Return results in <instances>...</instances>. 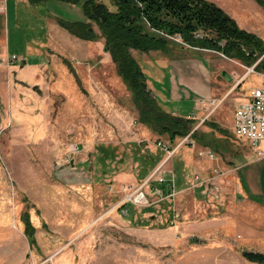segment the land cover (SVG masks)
<instances>
[{"label": "rangeland", "instance_id": "374dc122", "mask_svg": "<svg viewBox=\"0 0 264 264\" xmlns=\"http://www.w3.org/2000/svg\"><path fill=\"white\" fill-rule=\"evenodd\" d=\"M232 1L238 24L264 43V4ZM104 2L113 8L110 0ZM5 4L6 24L0 10V264H177L196 242L244 235L216 226L193 234L187 226L221 220L242 199L260 203L264 141L256 146L238 138L233 121L242 94L264 84L258 66L264 53L247 63L180 38L166 52L133 49L167 95L206 102L190 131L197 129L196 136L171 142L138 121L131 91L101 41L90 56L82 46L71 56L41 54L29 48L33 29H40L38 19L32 25L33 18L21 17L15 24L12 0ZM253 65L256 71L250 72ZM209 97L221 101L213 107ZM169 105L174 115L188 112ZM159 140L169 150L163 151ZM100 144L116 147L115 159L101 162ZM146 151L157 163L142 176ZM141 186L147 199L126 201ZM166 188L171 196L161 193ZM25 211L35 227L34 245L25 233ZM256 245L246 249L264 253V243Z\"/></svg>", "mask_w": 264, "mask_h": 264}, {"label": "trees", "instance_id": "16d2710c", "mask_svg": "<svg viewBox=\"0 0 264 264\" xmlns=\"http://www.w3.org/2000/svg\"><path fill=\"white\" fill-rule=\"evenodd\" d=\"M43 1L47 0H30L33 4ZM60 1L79 4L86 20L58 18V23L86 40L99 38L94 23L98 25L105 37V50L110 53L118 74L131 91L138 121L159 136H167L171 142L186 136L193 129L195 119L174 115L162 107L148 89L147 75L133 55V49L143 53L166 52L170 46H178L176 38H180L188 46L219 50L247 63L256 61L264 53V43L256 33L241 27L234 17L209 0H111L113 8L101 0ZM257 1L264 4V0ZM198 32H202V36H197ZM258 66L264 70V59ZM196 134L197 129L192 136ZM98 154L101 162L113 160L117 155L116 147L100 144ZM156 161L154 154L145 152L141 156L144 165L141 175L146 176ZM22 217L26 223L25 233L30 244L34 245L35 227L26 211ZM243 256L264 263L263 252L244 250Z\"/></svg>", "mask_w": 264, "mask_h": 264}, {"label": "crops", "instance_id": "0c3cea01", "mask_svg": "<svg viewBox=\"0 0 264 264\" xmlns=\"http://www.w3.org/2000/svg\"><path fill=\"white\" fill-rule=\"evenodd\" d=\"M7 1L10 2V0ZM101 1L104 2V0ZM209 1L216 3L218 6L222 7L227 13H229L232 17H234L235 19L237 18L236 16L237 13L234 10V6H233L234 1H232V4H231V0H209ZM4 2L5 0H0V10L2 12L3 19L6 24L7 13L5 11L7 6L6 4L4 5ZM22 7L24 8L25 12L21 11ZM12 10H13L12 11L13 21L15 24L20 23L21 17H23V19L33 18L32 21L30 22L32 25L34 23V18L38 19L37 24L40 26V29L39 30L37 28L33 29L32 36L34 41H32L29 44V48L30 49L33 48V50H35L36 52H38V50H41V54L43 51H47L48 55L56 53L58 55L71 56L72 53L80 54L77 51H79L78 47L82 46L84 50H87L85 51V53L88 56H90L91 49L95 46L94 43L99 41H101L102 44L105 43V37L102 35L100 28L95 23H94V28L97 31V33L100 35L97 40L82 39L70 33L66 28L62 27L58 23V18H64L66 20H86V16L82 10V7L79 4H73L70 2L60 1V0H47L37 4L31 3L30 0H12ZM59 27L66 29L74 37L62 31ZM81 40L84 42H82ZM142 67L147 75L148 87L151 93L156 97L158 102L162 105V107L166 111L171 112L165 106L167 105L170 106L169 104L172 103L174 104V106L178 107V109L180 108H183L184 110L187 109L188 111L187 114L185 115L180 114V116L189 117L190 114L193 113L194 116L192 118H195L198 111L207 109L206 102L203 103L201 99L196 100V99H191V97L189 98L186 97V99H190L189 101L186 99L184 100L182 94L175 93L170 96L167 95L162 90V87L158 83L156 77H154L150 73V71L148 72L146 71L145 64L144 65L142 64ZM211 98L213 97H209L208 99ZM189 103L192 106H190ZM238 138L244 139L241 137ZM259 151L263 153V157L260 159L261 164L258 165V176H257L258 177L257 183L259 187L258 194L261 198L258 200H260V203L255 199H249L248 201L242 199V201L244 200L243 202L240 201L233 203L231 211H228V213L225 212L226 214L222 215V217L219 216L221 217L219 218L221 220H213L211 222H209L208 220L199 221L197 223V226L193 224L187 226L189 233H193V234L196 233L202 234L205 232L207 233L210 231H215L217 228H213V230H211V227L216 226V227H221L216 231H222L224 233H234V234L243 233L244 235L240 236V239L237 240L234 237L235 236L234 235L233 239L231 238L232 240L224 238L223 241L207 240L206 242L203 240L199 243L196 242L195 246L190 251V254L188 253L182 258H179L176 261L177 264L180 263L182 264H264V263L250 261L243 256V251L247 250L246 248L249 245L251 247L248 248H253L254 246H257L256 244H259L260 246V244L264 243V210L257 209L253 212H250L251 209L249 210L246 209L247 206H254V207H256L257 205L264 206V151L261 149ZM170 171L174 172L173 170ZM166 183L169 184V182ZM239 199L241 198L239 197ZM262 247L264 248V245H262Z\"/></svg>", "mask_w": 264, "mask_h": 264}, {"label": "built area", "instance_id": "2783aa9c", "mask_svg": "<svg viewBox=\"0 0 264 264\" xmlns=\"http://www.w3.org/2000/svg\"><path fill=\"white\" fill-rule=\"evenodd\" d=\"M202 34V32H198L197 36H202ZM248 70L250 72L256 71L255 65L248 67ZM259 73L264 76V72ZM242 97L243 99L234 112V133L238 137L250 140L253 145L257 146L261 141L264 140V84L259 86H251L245 93L242 94ZM220 101L221 99L218 100L216 98L209 99V102H211L213 107H216ZM193 116L194 114L192 113L189 117L192 118ZM189 137H192V132L187 134L186 138ZM157 144L162 149L169 150L168 145L162 140H159ZM201 153H204V151H201ZM208 154L212 157L214 156L212 151H209ZM198 178L199 176H197V179ZM159 180L161 181V183L166 181L165 177L163 176H160ZM203 181L206 180H202V182ZM161 193L168 196H171L173 194L171 190L165 192L164 189ZM127 196L128 197L126 198V201H129L132 204L142 203L147 199L142 186L141 188L139 187V189L133 192V194H129ZM127 209L128 208H124V212H126Z\"/></svg>", "mask_w": 264, "mask_h": 264}]
</instances>
